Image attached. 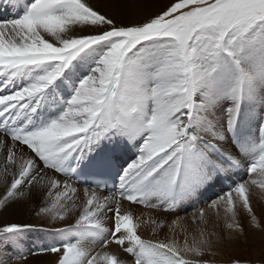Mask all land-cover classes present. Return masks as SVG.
I'll return each mask as SVG.
<instances>
[{
	"label": "snow or ice",
	"instance_id": "1",
	"mask_svg": "<svg viewBox=\"0 0 264 264\" xmlns=\"http://www.w3.org/2000/svg\"><path fill=\"white\" fill-rule=\"evenodd\" d=\"M0 7V212L40 221L0 226V245L13 246L0 264L45 253L55 264H214L202 258L248 242L240 209L264 233L251 202L264 193V0ZM221 181L191 214L194 232L169 221ZM207 210L222 232L208 230ZM148 226L170 235L144 239ZM31 231L52 239L26 252Z\"/></svg>",
	"mask_w": 264,
	"mask_h": 264
},
{
	"label": "bare ground",
	"instance_id": "2",
	"mask_svg": "<svg viewBox=\"0 0 264 264\" xmlns=\"http://www.w3.org/2000/svg\"><path fill=\"white\" fill-rule=\"evenodd\" d=\"M93 2H97V0H95ZM152 3L154 6H157V5L161 6L165 3H167V0H152ZM3 15H5V10L2 7H0V16H3ZM134 153H135V149L127 150L125 153V159L134 158ZM228 182L231 183V181H228ZM221 183H222V181H221ZM223 183H224V185L228 184L226 181H223ZM215 187H218V185L217 184L212 185L210 188H208L206 191H204L198 198H196L193 201L194 203L192 202V200L189 202L187 201L184 205L181 206V208L177 212L173 213L171 216L168 217L169 221H171L172 219H174L176 217H183L184 218L183 224L187 227L188 231L194 232L196 225L193 224V222L190 218L191 214L195 211V209L203 207V205L206 204V202L210 201L211 199H214L213 196H215L216 193L210 192V191H212ZM220 190L221 189L219 188V189H217L216 192H218V194H219ZM81 195H82V193H81ZM258 196H259V194H258ZM254 198H255V196H254ZM257 202H259L258 199H257V201H253L252 205H253V209L255 211L257 218L260 219L259 211L262 210L263 206H261V207L259 206L260 207V209H259V207L256 204ZM262 202H263V200H262ZM258 205H259V203H258ZM124 207L125 208L129 207L127 202H125ZM144 211H147V210L143 209L140 206H135V213L137 215H139L141 212H144ZM153 215H161V214L153 212ZM263 216H264V214H263ZM240 220H241L242 225L245 227L246 233L248 234V241H250V228H249L248 222H247L248 218H247V214L242 209H240ZM67 222L71 223V222H73V220L70 219ZM8 223L40 224V221L37 218H35L33 215H31L26 209L19 208V207H13L6 212H0V226H3L4 224H8ZM263 224H264V222H263ZM207 227H208L209 231L215 230L217 232H222L223 231V222H221V221H219V222L218 221H209L208 220ZM251 230H255V229H251ZM139 232H140V235L142 236V238H144V239H166L170 235L168 233V229L165 228L163 231L159 232L157 235L154 236L152 234L150 226L142 227L139 230ZM255 232H254L255 235H259L260 240L262 241V243H264V233H261L257 230H255ZM176 233L178 234L179 239L182 241L183 235H180L181 229L177 228ZM259 236H257V237H259ZM51 239H52V237L48 233L40 232V231H31L24 236V238L21 241V244L27 252L28 249H35L37 246H40V245L47 246L50 243ZM247 244H240V245L235 246L234 248L225 249L224 251H222L220 254H218L215 257L205 256L202 259L212 260V261H214V264H228V260L232 256H240L242 258L250 260V252L248 251L249 247L247 246ZM0 250L12 253L13 246L10 244L7 245L6 247L0 245ZM254 257H257V254H255ZM56 259H57V257L53 254H50V253H45V254H40V255H28L25 264H55ZM12 264H15V262L13 261Z\"/></svg>",
	"mask_w": 264,
	"mask_h": 264
},
{
	"label": "rangeland",
	"instance_id": "3",
	"mask_svg": "<svg viewBox=\"0 0 264 264\" xmlns=\"http://www.w3.org/2000/svg\"><path fill=\"white\" fill-rule=\"evenodd\" d=\"M93 1H95V0H92V2ZM93 3H96V2H93ZM158 6H160V5H157V7ZM240 177L239 176H237L236 177V179H239ZM227 183H229L228 181H226ZM219 183V184H218ZM218 183H216L217 185H218V187H215L212 191H210V192H214V193H216V195H218V192H216L217 191V189H221V184H224L223 183V181H222V183L221 182H218ZM255 190V191H254ZM253 190V194H252V196H251V202H253V201H257V199L259 200V202H257L256 204H257V206L259 207H261V206H263V208H262V210L261 211H259V213H260V222H261V225L262 226H264V224H263V222H264V216H263V214H264V193L262 194L260 191H258V189H254ZM259 192V193H258ZM261 193V194H260ZM258 194H259V196L261 197H259L258 196ZM254 196H255V198H254ZM213 198H215V196H213ZM260 198V199H259ZM195 199H192V202L194 201ZM262 200H263V202H262ZM191 201V200H190ZM189 202V201H188ZM194 203V202H193ZM258 203H259V205H258ZM263 203V204H262ZM203 207H205V204L203 205ZM203 207H201V208H203ZM260 207H259V209H260ZM196 210V209H195ZM254 210V209H253ZM211 211V210H210ZM209 210H207V220H209V221H217L216 220V217L214 216V214L212 213V211L210 212ZM240 211V210H239ZM254 213H255V211H254ZM209 216V217H208ZM263 216V217H262ZM211 219V220H210ZM221 222H222V220H221ZM255 230H251L250 229V241H248L247 243V246L250 248H248V251L250 252V260L253 262V264H257V262H261V261H264V243H262V241L260 240V236L259 235H255ZM253 233V234H252ZM257 236H259V237H257ZM257 254V257H254V255L255 254ZM254 254V255H253Z\"/></svg>",
	"mask_w": 264,
	"mask_h": 264
}]
</instances>
